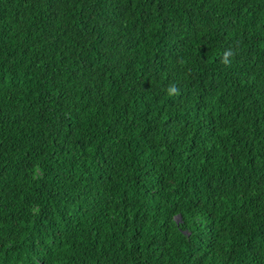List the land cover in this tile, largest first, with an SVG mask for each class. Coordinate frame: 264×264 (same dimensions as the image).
Instances as JSON below:
<instances>
[{
    "label": "trees",
    "instance_id": "16d2710c",
    "mask_svg": "<svg viewBox=\"0 0 264 264\" xmlns=\"http://www.w3.org/2000/svg\"><path fill=\"white\" fill-rule=\"evenodd\" d=\"M0 264H264V0H0Z\"/></svg>",
    "mask_w": 264,
    "mask_h": 264
},
{
    "label": "water",
    "instance_id": "95a60500",
    "mask_svg": "<svg viewBox=\"0 0 264 264\" xmlns=\"http://www.w3.org/2000/svg\"><path fill=\"white\" fill-rule=\"evenodd\" d=\"M178 217H179V216L175 215V216H174V219H176V220H177V219H178Z\"/></svg>",
    "mask_w": 264,
    "mask_h": 264
},
{
    "label": "clouds",
    "instance_id": "9594fccd",
    "mask_svg": "<svg viewBox=\"0 0 264 264\" xmlns=\"http://www.w3.org/2000/svg\"><path fill=\"white\" fill-rule=\"evenodd\" d=\"M172 91H175V89H172Z\"/></svg>",
    "mask_w": 264,
    "mask_h": 264
}]
</instances>
